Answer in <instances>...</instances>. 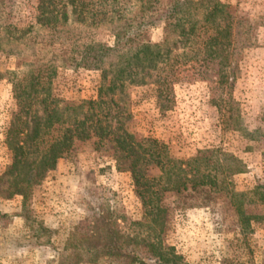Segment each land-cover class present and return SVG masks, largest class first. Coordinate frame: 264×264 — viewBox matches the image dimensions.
<instances>
[{"label": "trees", "instance_id": "trees-1", "mask_svg": "<svg viewBox=\"0 0 264 264\" xmlns=\"http://www.w3.org/2000/svg\"><path fill=\"white\" fill-rule=\"evenodd\" d=\"M9 1L0 0V51L19 58V47H26L31 61L26 74L9 73L6 79L17 110L5 134L11 162L0 175V197H21L26 222L30 217L25 201L32 189L45 181L59 160L72 159L78 143L90 141L94 152L111 157L117 172L130 175L142 206V221L133 226L149 233L146 238L125 235L114 221L95 216L91 234L80 239V245L64 246L79 262L184 264L161 239L168 199L182 209L224 195L241 231L249 230L250 221L258 217L245 212L232 189L231 179L244 171L238 158L212 148L177 159L161 141L137 140L128 126L130 113L122 106L129 87L150 85L163 113L173 106L175 84L209 78L222 90L215 107L220 114L228 113L221 119L225 129L249 140L264 135V114L261 127L245 135L239 106L230 98L242 53L255 47L257 39L248 24L229 12V5L219 0H169L163 41L154 44L143 37L163 0H33L32 15L14 25ZM105 33L112 45L101 39ZM2 40L18 50L3 49ZM57 61L100 68L96 99L73 102L54 97ZM225 96L229 100L223 104ZM253 195L264 206V188H255Z\"/></svg>", "mask_w": 264, "mask_h": 264}, {"label": "rangeland", "instance_id": "rangeland-1", "mask_svg": "<svg viewBox=\"0 0 264 264\" xmlns=\"http://www.w3.org/2000/svg\"><path fill=\"white\" fill-rule=\"evenodd\" d=\"M168 1L163 0L144 40L154 44L163 41ZM219 1L229 5V12L248 24L257 39L255 47L242 53L230 97L239 106L246 135L261 127L264 114V0ZM6 5L13 25L26 21L34 11L33 0H11ZM101 39L108 45L113 43L109 33L102 34ZM1 47L18 50V46L5 40ZM19 49V58L0 51V175L11 162L5 134L17 110L6 79L9 73L26 74V64L31 61L30 51L26 47ZM100 83L98 67L67 61L54 64V97L73 102L95 100ZM221 91L209 78L175 84L173 106L162 113L154 88L134 85L127 89L122 106L130 113L128 126L137 140L161 141L171 156L183 160L199 150L220 149L244 166V171L231 181L245 212L258 217L250 221L248 231H241L236 213L224 195H213L182 209L168 199L162 243L174 248L184 264H264V206L253 195L255 188H264V135L249 140L225 129L221 119H227L228 113L220 114L215 107ZM222 99L223 104L229 100L226 96ZM22 202L19 196L0 197V264H88L70 256L64 246L80 245V239L91 234L95 216L114 221L125 235L146 238L149 233L133 226L142 221V206L130 175L117 172L111 157L94 152L90 141L78 143L75 156L59 160L45 181L32 189L25 201L30 217L27 222L22 217Z\"/></svg>", "mask_w": 264, "mask_h": 264}]
</instances>
